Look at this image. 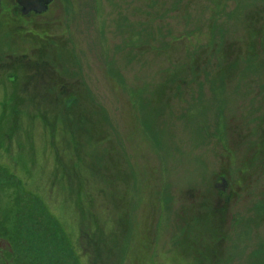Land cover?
Wrapping results in <instances>:
<instances>
[{"label": "rangeland", "instance_id": "rangeland-1", "mask_svg": "<svg viewBox=\"0 0 264 264\" xmlns=\"http://www.w3.org/2000/svg\"><path fill=\"white\" fill-rule=\"evenodd\" d=\"M56 1L0 16L6 259L264 264V0Z\"/></svg>", "mask_w": 264, "mask_h": 264}, {"label": "flooded vegetation", "instance_id": "flooded-vegetation-1", "mask_svg": "<svg viewBox=\"0 0 264 264\" xmlns=\"http://www.w3.org/2000/svg\"><path fill=\"white\" fill-rule=\"evenodd\" d=\"M63 4H64L63 1L61 2V1L53 0L51 3H49L46 6L45 11H43L41 13H35L34 11H29L28 13L24 14L23 9H21L18 6V4L16 3V0H0V16H3L4 19L7 18L8 21L12 22L13 26L15 27V30H16V28L17 29L18 28H25V26L23 25V23H24L23 20H26V23L29 27L43 28L42 27L43 25L46 26V25L50 24L48 21L51 20V18L56 17V15L62 14V11L64 10ZM38 30H40V29H38ZM43 42H45V41L43 40ZM30 54H32V55L37 54V56H35V58L32 62L24 63V60H26V58L16 61L18 69L19 68L21 69V67H24V66L31 68V69H35V72L33 74L32 79H35L37 84L43 86L44 83L46 84L47 81H48L47 83H51L54 80L53 85L51 87H55L57 85V83H59L57 80H60V79H59L58 75L56 76L54 74V73H56L55 71H54V73L49 71V69H48L49 64L46 61L47 57L45 55V51L41 52V50H40L36 53L31 51ZM9 59H10V55H9ZM47 59L50 60L49 58H47ZM27 60H28V58H27ZM10 66H12V65L6 66L4 64H0V70L4 69L5 67L10 68ZM46 70H48V71H46ZM22 72L24 73V71H22ZM24 78H26L25 79V84H26L28 82V75H26V76L24 75ZM11 81H13V83H14L15 76L12 77ZM46 86H49V85L47 84ZM43 96L45 98L46 94L43 93ZM217 184L218 183H216L215 185H217ZM217 186H220V185L218 184ZM226 190H227V186L222 192L219 191L218 194H219V198L221 200L226 195L225 194ZM226 199H228V198H226ZM4 242H6V241H4L0 238V258L3 259V260H0V264H13L14 263L13 260L6 259V257H9V254H11L12 251H10V250L5 251L4 246L1 245V244H4Z\"/></svg>", "mask_w": 264, "mask_h": 264}, {"label": "water", "instance_id": "water-1", "mask_svg": "<svg viewBox=\"0 0 264 264\" xmlns=\"http://www.w3.org/2000/svg\"><path fill=\"white\" fill-rule=\"evenodd\" d=\"M53 0H16L18 6L23 9V13H28L29 11H34L35 13H41L45 11L46 6ZM226 187L225 181L221 180L220 186L215 188L222 192Z\"/></svg>", "mask_w": 264, "mask_h": 264}, {"label": "trees", "instance_id": "trees-1", "mask_svg": "<svg viewBox=\"0 0 264 264\" xmlns=\"http://www.w3.org/2000/svg\"><path fill=\"white\" fill-rule=\"evenodd\" d=\"M34 72H35V71H34ZM47 88H48L50 91L46 92V89H47ZM46 89L43 88V90H44L43 93L46 94L45 98H47V94H49V95L51 94V90H52L53 88H52V87L50 88L49 86H46ZM45 98H44V96H43V94H42V96H41V98H40V99H41V102H44V101H45ZM17 99H19V98H17ZM68 179H69V180H70V179L72 180V178H69V177H68ZM38 215H39V214H38Z\"/></svg>", "mask_w": 264, "mask_h": 264}]
</instances>
